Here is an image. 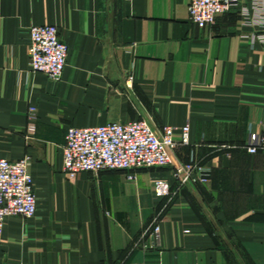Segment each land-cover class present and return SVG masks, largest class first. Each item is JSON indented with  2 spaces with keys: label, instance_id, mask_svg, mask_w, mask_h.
Here are the masks:
<instances>
[{
  "label": "crops",
  "instance_id": "crops-1",
  "mask_svg": "<svg viewBox=\"0 0 264 264\" xmlns=\"http://www.w3.org/2000/svg\"><path fill=\"white\" fill-rule=\"evenodd\" d=\"M189 2L0 0V158H30L37 202L5 219L0 264H264V150L244 147L264 130V0L205 28ZM32 25L67 45L59 81L30 69ZM136 119L187 124L179 152L210 180L157 196L167 167L64 173L68 127Z\"/></svg>",
  "mask_w": 264,
  "mask_h": 264
},
{
  "label": "built area",
  "instance_id": "built-area-1",
  "mask_svg": "<svg viewBox=\"0 0 264 264\" xmlns=\"http://www.w3.org/2000/svg\"><path fill=\"white\" fill-rule=\"evenodd\" d=\"M243 0H190L189 19L197 27L213 26L219 15ZM28 47L31 71L46 75L52 81L61 79L67 59V45L60 40L55 25H32L28 29ZM189 126L165 125L154 129L145 119L110 122L92 127H68L62 146L64 173L73 178L79 172L97 173L105 170L129 172L128 178L136 179L140 169L167 167L177 187L204 184L210 180L213 166L201 163L192 155L180 161L179 149L189 146ZM220 146L221 149L228 148ZM245 149L248 153L264 150L263 133H249ZM157 196L174 194L165 178L154 182ZM36 196L29 158L18 160L0 158V241L5 219L20 216L34 217ZM159 233L155 227L152 236Z\"/></svg>",
  "mask_w": 264,
  "mask_h": 264
},
{
  "label": "rangeland",
  "instance_id": "rangeland-1",
  "mask_svg": "<svg viewBox=\"0 0 264 264\" xmlns=\"http://www.w3.org/2000/svg\"><path fill=\"white\" fill-rule=\"evenodd\" d=\"M29 158V157H28ZM179 159H180V161H186V156L185 155H183V154H181L180 152H179ZM187 161H188V159H187ZM29 163H30V158H29ZM142 170H145V169H142ZM105 171H119V172H125V171H122V170H105ZM100 172H102V171H100ZM99 172H97V174H98ZM212 174V173H211ZM129 179V178H128ZM185 186H193V185H185ZM185 186H182V187H177V184H174V187H171V190L173 191V192H175V194L178 192V190L179 189H181V188H183V187H185ZM155 227H158V225H155ZM154 227V228H155ZM154 228H153V230H154ZM159 228V227H158ZM152 235H153V231H152ZM157 238H158V235L157 236H154V241H155V239L157 240Z\"/></svg>",
  "mask_w": 264,
  "mask_h": 264
}]
</instances>
